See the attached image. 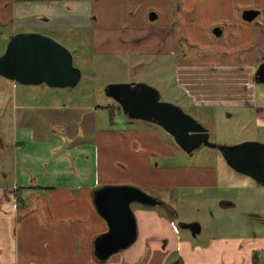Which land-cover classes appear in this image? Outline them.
Segmentation results:
<instances>
[{"label": "crops", "instance_id": "1", "mask_svg": "<svg viewBox=\"0 0 264 264\" xmlns=\"http://www.w3.org/2000/svg\"><path fill=\"white\" fill-rule=\"evenodd\" d=\"M250 10L258 12L252 20L245 18ZM38 30L72 47L89 34L97 52L162 58L163 69H173L176 85L195 106L213 108L208 119L229 114L254 134L251 140L264 142V82L258 78L264 64V0H0L5 49L13 34ZM54 91L41 97L54 105L47 104L50 108L91 107L57 105L59 92ZM86 119L76 131L52 122L48 136L32 128L16 131V183L0 185V264H165L172 252L173 264H237L236 238L220 237L203 247L179 239L178 213L167 201L173 189L219 187L217 167L170 164L178 151L151 122L109 118L98 128L95 119ZM82 131L89 141L73 143ZM35 148L39 152L31 155ZM108 185L155 190L170 203L166 212L173 219L154 208L136 209L137 241L101 261L95 239L109 225L94 197ZM18 187L27 188V201L20 205ZM224 203L235 207L230 198ZM157 241L165 242L163 250ZM255 251L250 246L249 264Z\"/></svg>", "mask_w": 264, "mask_h": 264}, {"label": "rangeland", "instance_id": "2", "mask_svg": "<svg viewBox=\"0 0 264 264\" xmlns=\"http://www.w3.org/2000/svg\"><path fill=\"white\" fill-rule=\"evenodd\" d=\"M6 31L11 33L12 29L8 28ZM55 39L70 50L74 65L82 72V78L74 87H50L46 83L22 84L0 76V90L5 91L7 96L3 95L0 98V185L14 187L16 183L14 170L18 155L15 145L17 130L24 132L27 128H32L48 136L52 131V122L67 123L69 131L73 127L76 131L80 124L87 120L86 118L95 119L96 127H104L110 117L109 110L94 106L114 104L117 108L119 103H115L114 99L104 92V87L109 83L142 81L156 87L161 93L162 100L180 105L208 127L211 140L214 142L232 145L254 139V134H250L249 130L238 125L229 114L222 115V119H208L207 114L213 111V108L195 106L186 91L176 85L173 69L168 67L163 69L162 58L148 56L144 58V64L140 65L135 59L125 58L119 61L110 55L98 56L91 47L89 34L75 47L70 46L60 36ZM4 45L5 43L0 42V55L5 51ZM54 90L59 92L56 97V100L59 99L57 105L67 103L77 108L90 103L91 107L90 109L50 108L49 106L54 105H50L48 99L42 101L41 97L42 95L47 97L48 94L55 92ZM87 91L91 94L88 95ZM125 118L121 113H117L115 117L118 122ZM154 126L168 136L163 128L157 124ZM73 138L75 139L73 143H77L89 141L90 136L82 131L74 134ZM174 146L178 155L170 164L214 166L221 172L219 187L185 186L173 189V198L167 201L174 205L178 213L175 218L178 238L190 239L194 246L198 247L207 246L209 240H217L220 237L236 238V249L240 253L235 256V263L249 264L247 252L250 246H254L258 264H264V244H262L264 242L255 240L256 237L264 239V183L233 170L219 149L203 147L198 153L188 155L175 143ZM33 152L34 154L31 155H36L39 150L35 148ZM143 190L162 201L165 199L151 188H143ZM225 198L232 199L235 207L227 208L224 203ZM131 206L134 212L136 209L154 208L168 220L173 219L167 214L163 205L145 206L134 202ZM193 222L201 225V231L197 236L193 235L190 228L182 225ZM164 243L157 241L155 245L163 250ZM173 247L171 244L169 252ZM175 257L176 254L172 252L165 264H173L176 261Z\"/></svg>", "mask_w": 264, "mask_h": 264}, {"label": "water", "instance_id": "3", "mask_svg": "<svg viewBox=\"0 0 264 264\" xmlns=\"http://www.w3.org/2000/svg\"><path fill=\"white\" fill-rule=\"evenodd\" d=\"M257 13L250 10L245 18L252 20ZM219 30L215 33L220 34ZM0 76L22 84L74 87L80 82L82 72L74 65L70 50L61 42L44 33L25 31L10 37L0 55ZM258 78L264 82V64L259 68ZM104 92L120 104L129 119L157 124L188 154L203 147L219 149L235 171L264 183V142L247 140L225 145L212 141L208 127L180 105L162 100L160 91L146 82L109 83ZM94 200L109 225V229L95 239V253L101 261L137 240L138 224L132 203L145 206L166 203L133 185L100 187L95 191ZM182 225L190 228L194 236L201 231L198 222Z\"/></svg>", "mask_w": 264, "mask_h": 264}, {"label": "trees", "instance_id": "4", "mask_svg": "<svg viewBox=\"0 0 264 264\" xmlns=\"http://www.w3.org/2000/svg\"><path fill=\"white\" fill-rule=\"evenodd\" d=\"M98 108H102V109H108L109 110V114H110V121L111 122H115L116 119V114L117 113H121L123 114V116H125L126 118H128L124 113H123V109L122 107L118 104L117 105V108L116 106L113 104V105H108V106H98ZM119 109V111H118ZM168 136L173 140V138L168 134ZM174 141V140H173ZM27 188L26 187H18L17 190H16V196H17V201L20 204H22L23 202L27 201V198L25 197V190ZM253 263L254 264H258V261H257V253L255 252L254 253V258H253Z\"/></svg>", "mask_w": 264, "mask_h": 264}, {"label": "flooded vegetation", "instance_id": "5", "mask_svg": "<svg viewBox=\"0 0 264 264\" xmlns=\"http://www.w3.org/2000/svg\"><path fill=\"white\" fill-rule=\"evenodd\" d=\"M93 49V48H92ZM94 50V53L96 54V55H98V56H106V55H110V56H112V57H114V58H116V59H118L119 61L120 60H124L125 58H129V59H135L136 60V62L137 63H139L140 65H143L144 63H143V61H144V57H142L141 55H133V54H120V53H115V52H111L110 50H104V49H102V50H100L99 52H97V50L96 49H93ZM154 58H156V57H154ZM164 130V129H163ZM165 131V130H164ZM166 132V131H165ZM167 133V132H166ZM168 134V133H167ZM170 135V134H169ZM171 136V135H170ZM174 140V139H173ZM174 143L181 149V147L174 141ZM182 151H184L183 149H181ZM201 150V149H200ZM200 150H198V151H194V153L193 154H188L187 152H185L186 154H188V155H194V154H196V153H198ZM222 155H223V153H222ZM224 157V156H223ZM231 167V166H230ZM232 168V167H231ZM233 169V168H232ZM234 170V169H233ZM165 208H166V210L167 211H171V207H170V205L169 204H167V203H165L164 205H163Z\"/></svg>", "mask_w": 264, "mask_h": 264}]
</instances>
